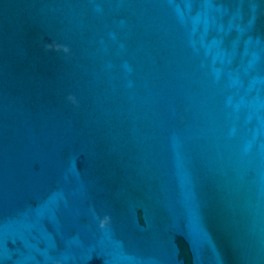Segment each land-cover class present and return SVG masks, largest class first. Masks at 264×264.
Listing matches in <instances>:
<instances>
[{
    "label": "water",
    "instance_id": "1",
    "mask_svg": "<svg viewBox=\"0 0 264 264\" xmlns=\"http://www.w3.org/2000/svg\"><path fill=\"white\" fill-rule=\"evenodd\" d=\"M0 264H264V0H0Z\"/></svg>",
    "mask_w": 264,
    "mask_h": 264
}]
</instances>
